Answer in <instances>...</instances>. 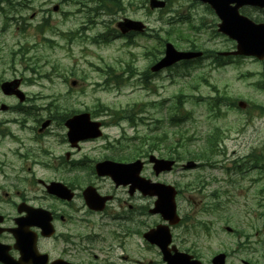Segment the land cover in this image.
I'll list each match as a JSON object with an SVG mask.
<instances>
[{"label": "rangeland", "instance_id": "obj_1", "mask_svg": "<svg viewBox=\"0 0 264 264\" xmlns=\"http://www.w3.org/2000/svg\"><path fill=\"white\" fill-rule=\"evenodd\" d=\"M120 1L121 9L112 6L110 11L117 12L107 14L105 10L91 12L76 4L75 0H0V81L21 79L20 89L28 97L26 106L32 112L31 115H23L24 112L19 110L0 113V119H24L22 125L11 122L8 128L12 133H23L31 138L49 134L43 139V145H51L56 150L55 155L67 147L63 140L66 130L62 117L77 111L93 112L96 119L105 121L107 125L103 138L84 143L79 150L77 156L86 155L89 162L101 156L128 153L130 146H141L142 150H148L149 143L163 130L167 134L166 141L158 146L160 150H153L156 156H161L160 152L169 155V151H172V148H168L170 145L173 147L188 139L191 141L190 147H204L205 143L201 142L206 133L214 131L219 134L222 149L228 152L232 149L246 150L260 144L262 141L256 132L261 130L264 137V63L245 59L239 66L234 63L220 69H213L207 61L200 63L203 67L196 63L180 64L146 79L143 73L154 59L153 52L157 54L162 50L164 41H169L179 50L190 49L194 44L196 49L213 52L233 49V43L217 32L218 19L215 14L198 1L170 0L164 12L149 10L147 0ZM86 3L97 5L88 0ZM242 12L264 21L261 11L243 8ZM183 15L192 19L195 28L178 23L170 38H166L165 30L170 26L167 18L175 17V21H181L179 18ZM124 17L141 20L153 31L150 35H120L116 22ZM100 33L107 35L105 41L99 38ZM155 33H159L162 39L161 46L154 39ZM108 71L118 75L119 84L112 80L105 84ZM71 81H75V84L71 85ZM178 96L183 101L179 114L188 113L187 118L184 123L169 127L165 117ZM216 96H223L228 102L241 99L257 104L262 108L260 119L250 116L253 126L245 128L244 125L250 121L245 111L222 104L219 109H211L208 100ZM0 101L12 107L19 103L17 98L5 96L1 91ZM132 105L140 110L136 113L135 124L127 120L120 121L118 125L111 124L108 110L107 113L104 111H126ZM48 117L54 118L53 125L48 133L38 134L35 127L39 125L34 122L35 118ZM156 124L160 126L155 129ZM241 130L243 132L238 136ZM7 145L4 142L1 148ZM187 146L182 144L177 147L179 158L175 153L178 161L171 172L156 176L151 165L146 164L142 174L151 180L175 185L179 190L198 174L206 181L219 175L211 168L181 169V164L188 159H201L184 156ZM217 155L213 160L220 161ZM37 172L47 178L54 176L53 169L42 168ZM197 186L196 183L192 189L183 190V194L176 199L180 216L191 212L187 226L184 222L175 230L177 237L185 239L180 251H185L184 248H189L190 252L194 250L206 264H209V257L217 252L226 253L227 264H241L242 260L264 264V234L253 236L256 229L261 228L264 233V218H254V209H250L249 217L239 204L229 206L231 216L228 220L220 213L203 211L200 209V199L210 193L211 187L200 191ZM16 189H0V196L4 191L11 195ZM189 195L191 201L187 198ZM151 199L154 200L141 196L139 204H149ZM7 205L5 201L0 202L1 209L7 208ZM209 205L207 200L210 210ZM148 214L140 208L138 215L142 223L149 224L157 219V216ZM203 222L208 225L207 230L203 229ZM142 223L139 229L143 231L148 225L140 227ZM226 226L240 235V229L245 230L249 241L245 235L238 237L228 232ZM135 246L133 254L142 263L151 264L148 262L151 260L152 264H165L158 250L146 243L140 234Z\"/></svg>", "mask_w": 264, "mask_h": 264}, {"label": "flooded vegetation", "instance_id": "obj_2", "mask_svg": "<svg viewBox=\"0 0 264 264\" xmlns=\"http://www.w3.org/2000/svg\"><path fill=\"white\" fill-rule=\"evenodd\" d=\"M209 57L211 60L217 61L220 56L214 54ZM234 60L238 66L243 61V59L237 60L234 57L223 58L222 61L226 63L223 67L234 65ZM27 100L28 97L25 95L24 101L13 107L0 101V113L19 110L24 112L23 115H31L30 108L26 106ZM238 100L222 101L217 104L237 107L238 110L245 111L250 120L249 122L248 119L246 120L248 123L244 125L245 128L253 126L251 118L260 119L262 108L251 102L240 107ZM78 112H73L65 118L62 117L66 132L67 119ZM93 118L96 119V117ZM22 120L24 119H0V189L18 188L11 195L4 191L0 196V202L5 201L8 204L7 208L1 209L0 207V244L2 245L0 255L6 263L144 264L133 254L136 248V238L140 234L142 239L148 243L144 235L163 222L162 215L149 213L154 202L152 199L149 204H139V197L144 195L138 191L135 184L124 182L125 179L116 183L111 176L98 174L96 171V164L99 161L112 160L130 163L136 160L137 155L132 158H124L126 160L106 155L89 162L86 155H81L82 157L77 155L82 144L96 139L85 138L74 142L69 140L66 132L63 139L67 144L66 149L64 148L63 151L53 155L56 150L51 145H43V139L49 134L46 136L35 135L31 138L23 133L16 135L8 128L11 122L22 125ZM98 120L104 129L106 122ZM34 122L39 125V127H35L36 132L46 134L53 125L54 118H39V120L35 118ZM242 132L243 130L239 131L238 136ZM256 133L260 135L258 137L262 141L257 146H250L246 150L232 149L229 152L218 149L220 161H215L211 169L218 171L219 175H214L209 181H206L202 179V175L198 174L180 190L178 188L177 196L181 195L183 190L192 189L196 183L198 184L197 189L200 191L210 186V193L203 195L204 197L200 199L202 204L200 206L203 207L209 200L212 214L220 213L224 217H230L229 206L239 204L249 217L251 216L250 209H254V218H264V184L262 185L264 180V137L261 135V130ZM103 137L104 135H102ZM233 140L236 141V138ZM4 142L8 145L2 149L1 146ZM200 163L198 162L191 170L210 168ZM146 164L149 162L144 161V166ZM184 167L181 164V169L187 168ZM42 168L53 169L54 176L43 177L37 172V169ZM142 176L144 175L142 174ZM7 180L9 183L6 184ZM57 182L63 184L65 195L50 192L48 185ZM86 190H92L89 193L93 197L92 202L87 201ZM187 198L191 201L190 195ZM139 207L145 209L149 213L148 215L157 216V219L152 220L149 224L148 222L142 223L138 215ZM190 215L191 212L179 215V221L170 226L169 247L174 245L182 250L181 247L185 239L181 236L177 237L178 234L175 233V230L184 222H186L184 225L187 226ZM140 223L143 224L140 227L147 225L148 227L142 231L139 229ZM184 231L187 233L185 229ZM263 234V230L259 229L253 235ZM152 246L158 250L159 256L164 262V256L160 249L156 245ZM184 249L194 258L199 259L200 256L196 251L191 250L190 252L189 248ZM212 257L208 259L209 264H211ZM148 262L152 264L151 260ZM202 263L206 264L204 261ZM0 264L3 263L0 262Z\"/></svg>", "mask_w": 264, "mask_h": 264}, {"label": "water", "instance_id": "obj_3", "mask_svg": "<svg viewBox=\"0 0 264 264\" xmlns=\"http://www.w3.org/2000/svg\"><path fill=\"white\" fill-rule=\"evenodd\" d=\"M208 3L216 12L220 23L218 24V30L229 38L236 41V51L233 54H246L254 55L260 59L264 57V23H255L248 17L239 14V8L243 5H252L264 8V0H201ZM150 7H163L164 1L150 0ZM56 9V7H55ZM120 29L125 32L127 30H141L143 24L139 21L125 20L119 24ZM200 55V53L185 52L176 50L172 44L167 43L165 45L164 56L155 63L152 67V71H157L163 67L170 66L171 64L183 60L193 58ZM19 81L12 80L6 81L1 84V89L5 94H16L20 100L23 99V93L17 90ZM66 125L69 128L68 138L71 141H78L86 137H94L100 134L98 129L99 123L90 121L87 113H82L69 118L66 121ZM150 162H154L153 169L156 174L161 171H169L174 163L173 160H167L162 158H156L155 156L149 157ZM192 162H188L187 166H193ZM142 168V162L136 160L131 163H117L111 161L99 162L96 164V171L98 174H107L118 183V181L124 180V182H132L135 184L143 195H154L156 200L154 201V208L150 211L153 213H160L164 219H167L170 223L178 221L176 214V205L174 201L175 190L173 186L165 185L162 183H152L149 180L139 176V172ZM50 192H55L59 195H65L64 189L60 184H52ZM92 190H86L85 195L88 202L93 201L92 195L89 193ZM88 193V196H87ZM151 243L157 244L167 264H201L200 261L193 259L192 256L176 252L170 254L167 248L170 242V233L168 226H157L154 230H150L144 235ZM224 254H218L212 260L213 264H224ZM0 260L5 263V260L0 257Z\"/></svg>", "mask_w": 264, "mask_h": 264}, {"label": "trees", "instance_id": "obj_4", "mask_svg": "<svg viewBox=\"0 0 264 264\" xmlns=\"http://www.w3.org/2000/svg\"><path fill=\"white\" fill-rule=\"evenodd\" d=\"M90 2H96L97 5L95 8H93L91 10L92 11H100L101 9H107V10H110L112 8V6H115L116 8L118 7L117 5V1L118 0H88ZM170 1V0H168ZM76 4L77 3H81V4H84L86 3V0H78L76 1ZM99 38L102 40V41H105L106 38L104 35H101L99 34ZM161 38L159 36H156V41L160 40ZM157 56V55H156ZM147 74V73H146ZM107 80H114L115 82H117L119 84V77L115 74H112L110 71L107 72ZM116 83V84H117ZM182 102L179 98V96L177 97L175 103L173 104L171 110H170V113H169V116L168 118L165 119V121L167 120V124L169 127H173L174 124H179L181 121L185 120L187 118V113H186V116L185 115H179V111H180V108L182 107ZM136 105H132L131 108H126V111L125 110H122V109H118V110H115L112 114H110V117L114 118L115 120H122V119H125V120H128L129 123H132V124H135V119H136V113L140 112V110L138 108H135ZM160 125L159 124H156L155 125V129L158 128ZM214 136H217L216 133H213ZM166 137H167V134H166V131L163 130L160 134H156L155 138L152 139V141L149 143V149L148 150H141L139 149L138 150V154H142V153H146V152H150V151H153L155 149L159 150V145L161 144H164V142L166 141ZM191 143V141L188 139L186 140L185 142L183 143H176L175 146L172 147V145H170V147H168L169 149L172 148V151L170 150L169 151V154L170 156H175V153L176 156L178 157V151H177V147H181L182 144H187V150L185 151V155H190L191 158H205V159H209L210 157V154L207 153L209 150H213V141L211 139H208L206 142H205V146L204 147H201V148H193V147H190L189 144ZM207 143V144H206Z\"/></svg>", "mask_w": 264, "mask_h": 264}]
</instances>
